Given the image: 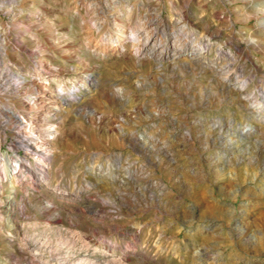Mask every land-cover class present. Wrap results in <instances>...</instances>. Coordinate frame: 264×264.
<instances>
[{
    "label": "rangeland",
    "instance_id": "rangeland-1",
    "mask_svg": "<svg viewBox=\"0 0 264 264\" xmlns=\"http://www.w3.org/2000/svg\"><path fill=\"white\" fill-rule=\"evenodd\" d=\"M156 15L185 43L174 62L133 50ZM58 85L69 104L29 106ZM246 91L264 93V0H0V264H264ZM17 117L54 134L45 177Z\"/></svg>",
    "mask_w": 264,
    "mask_h": 264
},
{
    "label": "bare ground",
    "instance_id": "bare-ground-1",
    "mask_svg": "<svg viewBox=\"0 0 264 264\" xmlns=\"http://www.w3.org/2000/svg\"><path fill=\"white\" fill-rule=\"evenodd\" d=\"M156 18H158L160 21H162V18L158 17V15H156L155 18H153V19H145L140 24V26L138 28H136V30L132 34H129V39L131 40V42H133V44H132L133 50L137 55H141L144 57H151V58L158 60V61L172 60V62H174V59L185 51V49H186V47L184 45L185 43L178 41L176 35H174V32L171 35H170V33L167 32L168 25L166 23L162 22L161 26H159V27L157 25H155L156 22H154V20ZM103 19L108 20L109 22H111L113 25L116 26V28H117V32L115 33L116 38H122V36H124V35L126 36V29L125 28L129 27V26L125 25L124 23L117 22L118 20L116 19V16L114 14L108 13L107 15H104ZM206 47H207V45H205V44L200 45V43L197 44V43H194V41H193V43L190 45L191 51L189 50L190 51L189 52L190 57H192V54L196 55V54L203 53L206 50ZM159 65H160V63H159ZM224 74H227V71H225ZM92 82H94L93 76H91V78L89 80L86 79L85 80V85H86L85 88L89 89L93 85ZM19 85H20V81L15 80L14 84H13V88L17 89L19 87ZM232 86H235L238 89L244 88V85L242 83H237V84L232 83ZM5 87H7V86H5ZM62 88L63 87L61 85H58V90L56 91V93H58V96H57V95H55V93H52V91L49 90L47 87H42L41 88V94L43 96L46 94L45 97L43 99H39L40 98L39 96H34V97L30 98L28 100V103L30 104L29 106L35 107V109H36L37 105H38L37 107H43L46 105L44 102L46 100L45 98H47L46 101L49 103L50 102H52V103L57 102L58 105H63L64 103L69 104L74 98L66 97L62 91ZM120 88L117 89L118 92H121L122 89H120ZM118 94H120V93H118ZM243 95L246 99H248V101H250L251 109H252V112L254 113L255 117H258L259 119H264V93L261 96L262 98L260 97L261 99H257L256 98L257 95H255L253 91H246L245 93H243ZM85 107H86V105H85ZM17 118H18L17 121L19 122V125H20V126L18 125V127H17V130H18L17 142L19 144H21V146L24 147L25 150H27V151L31 150V151H33L34 154H36L37 164L39 165V169H40L41 174L44 176L47 173V169H48L47 164L49 162L48 160H50V158L53 154L52 148L50 146V144H51L50 141L54 137V134H52L51 130L49 131L48 127L45 128V127L38 126V125L34 124L32 128H29L28 123L24 122L23 117H17ZM39 124H40V122H39ZM26 127H28V129H31V133L28 134L26 132ZM139 137H142L141 133L139 134ZM98 169L100 170V166L98 167ZM88 170H90V168ZM19 171H20L19 165L16 163V165H14L8 171H4L3 176L5 178L9 177V176L15 178V177L20 175ZM109 174H110V172H107L105 175L108 176ZM119 177H121V176H119ZM10 189H11V196H13L15 193V188H14L13 184L10 187ZM72 254H74V253H72Z\"/></svg>",
    "mask_w": 264,
    "mask_h": 264
}]
</instances>
